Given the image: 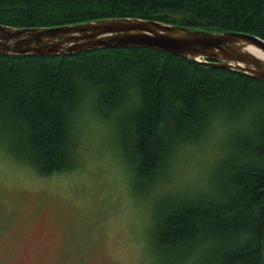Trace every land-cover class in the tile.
<instances>
[{
    "label": "clouds",
    "instance_id": "obj_1",
    "mask_svg": "<svg viewBox=\"0 0 264 264\" xmlns=\"http://www.w3.org/2000/svg\"><path fill=\"white\" fill-rule=\"evenodd\" d=\"M36 81V70L25 72V87ZM65 87L57 112L67 162L46 169L28 150V121L9 106L0 110V179L88 192L84 248L105 264H239L264 232V201L252 195L264 177V82L218 80L190 98L166 87L150 140L136 127L150 102L138 65L101 79L85 60Z\"/></svg>",
    "mask_w": 264,
    "mask_h": 264
},
{
    "label": "trees",
    "instance_id": "obj_2",
    "mask_svg": "<svg viewBox=\"0 0 264 264\" xmlns=\"http://www.w3.org/2000/svg\"><path fill=\"white\" fill-rule=\"evenodd\" d=\"M122 17L190 29L240 32L264 39V0H0V24L16 28L57 27ZM85 60L101 79H114L118 69L130 64L143 69L150 102L137 118L136 127L145 140L151 138L163 106V90L168 86H180L190 98L218 80L237 86L264 82L238 71L204 66L148 48H107L58 56L0 54V110L11 106L26 118L31 129L28 150L46 169L67 162L57 107L67 91L66 75ZM31 70H36L37 81L25 87V72ZM252 183V195L264 201V177H256ZM189 214L200 213L190 209ZM239 264H264V232L258 234L254 247L241 255Z\"/></svg>",
    "mask_w": 264,
    "mask_h": 264
},
{
    "label": "water",
    "instance_id": "obj_3",
    "mask_svg": "<svg viewBox=\"0 0 264 264\" xmlns=\"http://www.w3.org/2000/svg\"><path fill=\"white\" fill-rule=\"evenodd\" d=\"M129 47L165 51L264 81V39L251 34L190 29L135 17L57 27L0 24V54L4 55H74Z\"/></svg>",
    "mask_w": 264,
    "mask_h": 264
},
{
    "label": "rangeland",
    "instance_id": "obj_4",
    "mask_svg": "<svg viewBox=\"0 0 264 264\" xmlns=\"http://www.w3.org/2000/svg\"><path fill=\"white\" fill-rule=\"evenodd\" d=\"M88 195H54L0 179V264H105L100 252L84 248Z\"/></svg>",
    "mask_w": 264,
    "mask_h": 264
},
{
    "label": "flooded vegetation",
    "instance_id": "obj_5",
    "mask_svg": "<svg viewBox=\"0 0 264 264\" xmlns=\"http://www.w3.org/2000/svg\"><path fill=\"white\" fill-rule=\"evenodd\" d=\"M62 251H65V249L63 248V250ZM14 264H17V263H14Z\"/></svg>",
    "mask_w": 264,
    "mask_h": 264
}]
</instances>
